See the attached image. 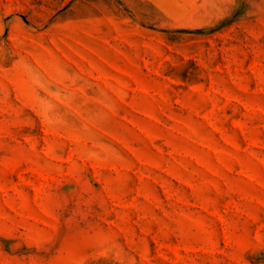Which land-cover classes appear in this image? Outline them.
<instances>
[{
	"label": "rangeland",
	"instance_id": "1",
	"mask_svg": "<svg viewBox=\"0 0 264 264\" xmlns=\"http://www.w3.org/2000/svg\"><path fill=\"white\" fill-rule=\"evenodd\" d=\"M0 264H264V0H0Z\"/></svg>",
	"mask_w": 264,
	"mask_h": 264
}]
</instances>
